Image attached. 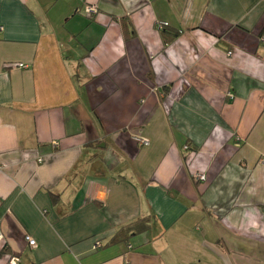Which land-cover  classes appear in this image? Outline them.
Instances as JSON below:
<instances>
[{"label":"crops","instance_id":"crops-1","mask_svg":"<svg viewBox=\"0 0 264 264\" xmlns=\"http://www.w3.org/2000/svg\"><path fill=\"white\" fill-rule=\"evenodd\" d=\"M263 37L264 0H0V264H264Z\"/></svg>","mask_w":264,"mask_h":264},{"label":"built area","instance_id":"built-area-1","mask_svg":"<svg viewBox=\"0 0 264 264\" xmlns=\"http://www.w3.org/2000/svg\"><path fill=\"white\" fill-rule=\"evenodd\" d=\"M85 11L88 14H95V13H97V9L95 7H86ZM166 26H168L167 23H162V24H160L158 26V29L161 31ZM263 41H264V37H263ZM229 55H231V53H229ZM18 66L20 68H27V66L22 65V64L21 65H18ZM136 141L138 143H140L141 145H144V146H148L149 145V141L147 139H145V138H136ZM263 164H264V162H263ZM194 179H195V181L204 182V181H206V176L204 174H196V175H194ZM3 241H4V234H3V231H2V229L0 227V245L3 243ZM27 241H28V243H29V245L31 247L36 246V242L33 239H31L30 237L27 238ZM11 264H18V262H17V260H15Z\"/></svg>","mask_w":264,"mask_h":264},{"label":"trees","instance_id":"trees-1","mask_svg":"<svg viewBox=\"0 0 264 264\" xmlns=\"http://www.w3.org/2000/svg\"><path fill=\"white\" fill-rule=\"evenodd\" d=\"M140 138V137H138ZM138 143V142H137ZM139 145H141L140 143H138ZM150 144V143H149ZM144 146V145H141ZM187 149L185 150H189V147H186ZM150 227V221L149 219H140L132 224H130L127 227L122 228L117 235L114 237L113 241H120L123 238V235L126 233H130L133 234L135 232H144L147 231Z\"/></svg>","mask_w":264,"mask_h":264}]
</instances>
